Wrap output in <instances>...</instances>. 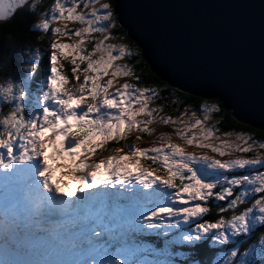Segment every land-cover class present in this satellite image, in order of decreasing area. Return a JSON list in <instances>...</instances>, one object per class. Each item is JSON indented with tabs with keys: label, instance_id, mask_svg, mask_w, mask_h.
Wrapping results in <instances>:
<instances>
[{
	"label": "snow or ice",
	"instance_id": "obj_1",
	"mask_svg": "<svg viewBox=\"0 0 264 264\" xmlns=\"http://www.w3.org/2000/svg\"><path fill=\"white\" fill-rule=\"evenodd\" d=\"M116 11L114 0H0V69L23 57L19 79H0V264H264V142L221 140L230 133L206 126L228 107L219 101L189 115L176 96L178 117L161 115L179 87L146 82ZM153 124L182 144L165 133L121 143Z\"/></svg>",
	"mask_w": 264,
	"mask_h": 264
},
{
	"label": "water",
	"instance_id": "obj_2",
	"mask_svg": "<svg viewBox=\"0 0 264 264\" xmlns=\"http://www.w3.org/2000/svg\"><path fill=\"white\" fill-rule=\"evenodd\" d=\"M149 68L264 131V0H114Z\"/></svg>",
	"mask_w": 264,
	"mask_h": 264
},
{
	"label": "trees",
	"instance_id": "obj_3",
	"mask_svg": "<svg viewBox=\"0 0 264 264\" xmlns=\"http://www.w3.org/2000/svg\"><path fill=\"white\" fill-rule=\"evenodd\" d=\"M3 27H9L11 28L10 25H4ZM122 27L119 26L116 30V33L118 35H121L124 37L125 42L126 41H131V47L133 49H139L140 53H141V49L138 47V45L128 36L127 31L125 29H123V31H120ZM28 40H30L31 42L35 43L34 39L32 38H28ZM48 46V41L44 40L40 43V47L41 50L44 51L47 49ZM9 51H12L11 48H9ZM46 54V52H45ZM14 60H19V62L22 64L23 61V57L21 56V54L16 51L13 52L12 54V59H11V63L7 64L4 68L0 69V79H2L5 76H12L16 79H19L23 74H19L21 73V67L20 65H16V67H14L13 61ZM140 60V64H139V68L138 70L141 71L142 75L145 76L146 78V82H150L152 83V85L154 87H158L161 90L164 89L166 82L158 79L156 73L154 72L153 76H148V72L151 71V69L149 68L147 62L143 59L142 55H140L139 57ZM17 63V62H16ZM43 66L46 67V61L43 62ZM19 67V68H18ZM63 67L65 68L64 73L70 78L71 77V72H70V64L67 61L63 62ZM42 69H38L37 70V79L40 77V73H41ZM46 72V70H45ZM160 78V77H159ZM176 96H179L180 98V110L182 108H184L186 106V102H190L187 103L188 107H193L194 109L199 108V106L202 104V102L204 101V99L197 97V96H193V95H189L187 93H183L178 91L174 96L170 97L169 99H162L161 101H159V103L165 105V110L164 112L167 113L170 116L176 115L178 112L171 110V108L168 106L170 104L171 100H174L176 98ZM218 100H212L211 102H215L217 103ZM219 104L222 106V104L219 102ZM175 105H172V108H174ZM215 116L217 117V119L219 120V124L218 127L220 129V131L222 133H231V132H243V133H250L252 135H254L258 140L260 141H264V131L255 129L249 125H245L243 123L238 122L232 115L231 111H226L225 109H223L219 112L216 113ZM256 237L254 236L253 239H255ZM251 242V241H250ZM200 255L202 257H213V254L211 251L209 250H203ZM214 258V257H213Z\"/></svg>",
	"mask_w": 264,
	"mask_h": 264
},
{
	"label": "rangeland",
	"instance_id": "obj_4",
	"mask_svg": "<svg viewBox=\"0 0 264 264\" xmlns=\"http://www.w3.org/2000/svg\"><path fill=\"white\" fill-rule=\"evenodd\" d=\"M43 3L44 4H48L49 3V0H43ZM69 27L71 28V27H74V25H69ZM46 40V39H45ZM42 42V41H41ZM63 42H69V41H67V40H65V41H63ZM121 41H116V43H120ZM45 56H46V54H45ZM17 62V63H16ZM43 62H45V60H42L41 61V63H40V67L38 68V69H42V71H41V75H40V77L37 79V77H35V80L36 81H40V80H42L45 76H46V74H47V71L45 72V70H46V67L45 66H43L44 64H43ZM63 62L64 61H61V64L60 65H58V68L59 67H61L62 66V72L64 73V70H65V68L63 67ZM121 63H127V61H121ZM13 64H14V67H16V65H20V67H21V71H22V68H23V63L21 64L20 62H19V60H14L13 61ZM19 68V67H18ZM64 69V70H63ZM19 74H23V72H21V73H19ZM65 74V73H64ZM36 76H37V73H36ZM212 101V99L211 100H207V99H204V101L202 102V104L201 105H204V104H206V103H208V104H215V102H211ZM200 105V106H201ZM153 107H155V105H153ZM188 107V106H187ZM185 108V107H184ZM184 108H182L180 111H184ZM189 108V115L191 114V110H195L193 107H188ZM215 114L216 113H214V114H210V118H209V120L207 121V125L206 126H209V127H211V126H215V127H217V128H219L218 127V124H219V120L217 119V117L215 116ZM161 115H165V116H170V115H168L167 113H165V112H162L161 113ZM178 115H179V113H177L176 115H173V116H171L173 119H176L177 117H178ZM197 115L200 117V118H203V116H202V114H200L199 112L197 113ZM153 130H154V134L152 135V136H147V135H143L142 136V139H141V141H136L135 140V136L136 135H141L140 133H138V132H133L132 134H130V136H129V138L126 140V141H122L121 143L123 144V143H127V144H133V143H136L139 147H141V148H146V147H151V146H153V144H152V142L154 141V140H156L157 138H158V136L161 134V133H165V134H168V135H171L172 136V140H173V142L174 143H177V144H182V141H179V140H177L176 138H175V135L173 134V132H172V129H171V127H168V126H162V125H160V124H153V125H151L150 126ZM197 133L199 132V129H196L195 130ZM192 133H188V135H191ZM222 134V132L220 131V133H217V135H221ZM237 135H251V136H253L255 139H257L254 135H252V134H250V133H243V132H231L230 133V135H228V136H223V135H221V140H224V139H227L229 142H232V143H238V141H236L235 140V137L237 136ZM258 140V139H257ZM258 141H260V140H258ZM221 141L220 140H216V141H212V143H215V144H219ZM261 142H264V141H261ZM117 146H119V145H117V144H115V143H110L108 146H107V149L108 150H106V151H104L103 153H102V155H104V156H107L108 154H109V152H110V150L111 149H113V148H115V147H117ZM187 151H189V152H195V153H197V154H206V155H209V156H213L214 154L213 153H211L210 151H207V150H200V149H195V148H187L186 149ZM49 151H51V149H49ZM236 155H239V154H236ZM248 155H254V153H249ZM214 158H216V159H232V158H235L234 156H225V157H218V156H216V157H214ZM59 175H61V179L64 181V182H68V177L66 176V175H63L62 176V174H61V171L60 170H57V172L55 173V176H59Z\"/></svg>",
	"mask_w": 264,
	"mask_h": 264
},
{
	"label": "bare ground",
	"instance_id": "obj_5",
	"mask_svg": "<svg viewBox=\"0 0 264 264\" xmlns=\"http://www.w3.org/2000/svg\"><path fill=\"white\" fill-rule=\"evenodd\" d=\"M58 177H61V175H59Z\"/></svg>",
	"mask_w": 264,
	"mask_h": 264
}]
</instances>
